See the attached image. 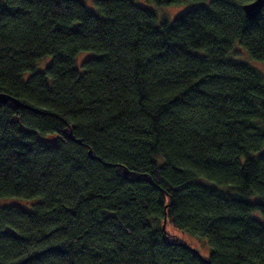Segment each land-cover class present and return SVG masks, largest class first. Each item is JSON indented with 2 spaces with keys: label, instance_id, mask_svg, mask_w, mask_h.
I'll list each match as a JSON object with an SVG mask.
<instances>
[{
  "label": "trees",
  "instance_id": "trees-1",
  "mask_svg": "<svg viewBox=\"0 0 264 264\" xmlns=\"http://www.w3.org/2000/svg\"><path fill=\"white\" fill-rule=\"evenodd\" d=\"M251 1L0 0V198L35 200L0 208V264H264V76L228 57L264 62Z\"/></svg>",
  "mask_w": 264,
  "mask_h": 264
},
{
  "label": "rangeland",
  "instance_id": "rangeland-1",
  "mask_svg": "<svg viewBox=\"0 0 264 264\" xmlns=\"http://www.w3.org/2000/svg\"><path fill=\"white\" fill-rule=\"evenodd\" d=\"M85 3V5L92 11L98 13V9L96 7L95 4V0H81ZM211 0H206L204 2L201 3H186V4H178V5H156L154 2L150 1V0H136V3L142 7L145 8H149L151 10H153V12L156 13L157 15V19L158 22H161L163 20H167L169 22H172L173 20H175V18L186 12V10H189L191 8L196 7L197 5H209V2ZM93 52H86V51H82L77 55V65L79 68H81V63L88 57L92 56ZM229 59H232L234 61L237 62H242L245 63L247 65H249L250 67L254 68L256 71L260 72L263 76H264V62H259V61H255L253 59H251L248 54L245 52V49L243 48V46L236 41L231 50H229V55H228ZM49 56L40 59L38 68L36 66V70L37 71H41L44 69V67L46 65H48V63L50 62ZM30 72H27L24 74L23 79L26 80L28 79V77L30 76ZM35 200H27V199H23V198H17V197H6V198H0V208L5 207V206H10V205H16V206H20L22 208L25 209H30L32 208V205L34 204ZM169 231L173 232L172 227H169ZM179 238L185 242H188L189 244H191L194 248L198 249L201 254L203 255H207L208 253V248L203 244L200 243L201 241H199L197 238L195 237H191L189 235L185 234V237L181 235H179Z\"/></svg>",
  "mask_w": 264,
  "mask_h": 264
},
{
  "label": "water",
  "instance_id": "water-1",
  "mask_svg": "<svg viewBox=\"0 0 264 264\" xmlns=\"http://www.w3.org/2000/svg\"><path fill=\"white\" fill-rule=\"evenodd\" d=\"M262 6H264V0H253L249 3L244 4L243 7H241V8L243 9L244 14H245L247 19L255 20L258 17L259 13L261 12V10L263 8ZM8 102H10L11 104H14L15 106H19V107L23 106V104H21V102H19L14 97L9 96L7 94L0 93V106L3 104H7ZM25 107H27V106H25ZM78 142H80V141H78ZM88 153H90V155H91V152H88ZM91 157L97 158V157H94L92 155H91ZM165 223H166V219H164V223L162 225L163 231H165ZM193 251L200 258H202L203 260L206 261V259L201 254H199V252L197 250L194 249Z\"/></svg>",
  "mask_w": 264,
  "mask_h": 264
}]
</instances>
